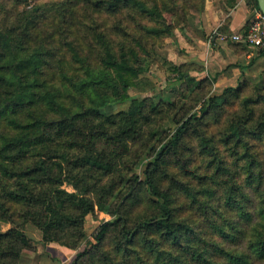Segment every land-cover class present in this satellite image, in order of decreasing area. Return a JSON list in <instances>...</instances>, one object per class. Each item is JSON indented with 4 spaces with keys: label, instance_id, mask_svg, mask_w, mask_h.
Wrapping results in <instances>:
<instances>
[{
    "label": "trees",
    "instance_id": "16d2710c",
    "mask_svg": "<svg viewBox=\"0 0 264 264\" xmlns=\"http://www.w3.org/2000/svg\"><path fill=\"white\" fill-rule=\"evenodd\" d=\"M205 1L0 0V264L75 250L96 211L69 264H264V80L214 93L201 64H171V95L100 111Z\"/></svg>",
    "mask_w": 264,
    "mask_h": 264
},
{
    "label": "crops",
    "instance_id": "0c3cea01",
    "mask_svg": "<svg viewBox=\"0 0 264 264\" xmlns=\"http://www.w3.org/2000/svg\"><path fill=\"white\" fill-rule=\"evenodd\" d=\"M258 11L249 10L247 0H237L234 9L226 14L219 0H206L203 12L192 19L191 30L186 32L184 62H197L205 74L214 78L213 91L235 87L243 78L264 80V54L260 49L231 41L230 35L242 32ZM229 17L227 30L220 28ZM188 33V34H187ZM52 246L50 245V248ZM49 248V249H50ZM50 258V254L48 255ZM63 259H61V262Z\"/></svg>",
    "mask_w": 264,
    "mask_h": 264
},
{
    "label": "rangeland",
    "instance_id": "374dc122",
    "mask_svg": "<svg viewBox=\"0 0 264 264\" xmlns=\"http://www.w3.org/2000/svg\"><path fill=\"white\" fill-rule=\"evenodd\" d=\"M200 14L192 13L190 15V23L185 29H177L175 31V38L166 40V47L163 49H156V52L152 55L154 60L147 73L140 75L142 78L137 87L129 88V98L125 101L115 102L101 108V112L108 114L119 110H125L128 108L131 100H140L143 98L152 97L155 101L165 95H171L169 92L172 89V85L165 82L167 75H169V68L171 64H180L185 60V49L182 45L187 42L186 32L191 30L192 19L198 17ZM188 34V33H187ZM254 81H259L257 78ZM219 89L213 91L217 93ZM153 158L143 157L137 164L135 172L142 178V170L145 163L149 162ZM63 188L69 192H73L72 187L69 184H64ZM110 216L102 212L96 211V220L87 216L85 222V238L75 248V250L67 251L59 245H42L37 243L33 251H25L20 258L18 264H69L75 256L84 250L88 241H92L93 234L95 233L99 222L109 220ZM9 227L7 223H1L0 228L6 230ZM25 233L32 239L39 241L41 239L40 231L31 224H27L24 228ZM50 248V249H49ZM50 254L51 258L48 256ZM61 259L63 261L61 262Z\"/></svg>",
    "mask_w": 264,
    "mask_h": 264
},
{
    "label": "built area",
    "instance_id": "2783aa9c",
    "mask_svg": "<svg viewBox=\"0 0 264 264\" xmlns=\"http://www.w3.org/2000/svg\"><path fill=\"white\" fill-rule=\"evenodd\" d=\"M230 39L236 43H243L250 48L264 47V15L258 11L248 26L242 32L230 35Z\"/></svg>",
    "mask_w": 264,
    "mask_h": 264
},
{
    "label": "water",
    "instance_id": "95a60500",
    "mask_svg": "<svg viewBox=\"0 0 264 264\" xmlns=\"http://www.w3.org/2000/svg\"><path fill=\"white\" fill-rule=\"evenodd\" d=\"M260 12L264 15V0H257Z\"/></svg>",
    "mask_w": 264,
    "mask_h": 264
}]
</instances>
